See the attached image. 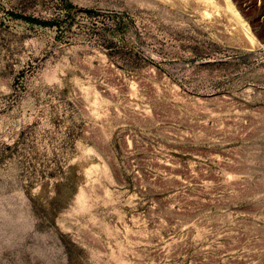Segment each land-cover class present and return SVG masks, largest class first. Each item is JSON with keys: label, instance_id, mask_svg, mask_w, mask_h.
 <instances>
[{"label": "rangeland", "instance_id": "1", "mask_svg": "<svg viewBox=\"0 0 264 264\" xmlns=\"http://www.w3.org/2000/svg\"><path fill=\"white\" fill-rule=\"evenodd\" d=\"M228 1L247 35L227 0H0V264H264V0Z\"/></svg>", "mask_w": 264, "mask_h": 264}, {"label": "bare ground", "instance_id": "2", "mask_svg": "<svg viewBox=\"0 0 264 264\" xmlns=\"http://www.w3.org/2000/svg\"><path fill=\"white\" fill-rule=\"evenodd\" d=\"M225 3H226L225 4L226 5L225 6L226 16L228 17V19L230 20V22L232 21L234 23V25L236 26L235 29L238 32L247 35L248 34L247 33V29L243 25V23L241 22V19H240V16H239L238 12L233 8V6L230 4V2L228 0Z\"/></svg>", "mask_w": 264, "mask_h": 264}]
</instances>
